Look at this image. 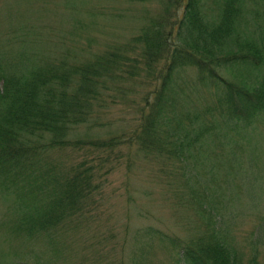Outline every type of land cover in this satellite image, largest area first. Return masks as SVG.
<instances>
[{
	"label": "trees",
	"instance_id": "16d2710c",
	"mask_svg": "<svg viewBox=\"0 0 264 264\" xmlns=\"http://www.w3.org/2000/svg\"><path fill=\"white\" fill-rule=\"evenodd\" d=\"M184 4L176 22L154 20L127 45H114L76 61L71 60L73 50L51 55L36 43L30 49L12 35H2L0 198L13 188L18 200L1 220L0 230L7 234L0 232V264H10L15 257L17 264H58L65 258L59 256L60 240L75 225L78 229L81 222L90 223L85 209L98 187L92 182L93 167H76L62 177L44 170L48 180L31 202L22 184L45 167L44 154L77 147L78 127L102 126L103 111L116 103L113 94L122 98L136 87L146 88L138 125L128 141L132 138L146 155L180 164L186 183L191 180L186 176L189 169L205 158L211 161L225 154L216 149L219 143L209 141L211 136L246 131L264 118V0H187ZM187 68L197 71L193 85L208 89L216 101L177 113L176 104L183 100L179 96L188 93L173 85ZM90 142L97 151L111 152L114 147V137ZM192 188L195 193L194 184ZM195 201L206 218L202 236L182 242L148 226L139 234V255L128 264H264V250L256 247L261 243L258 239L246 255L230 235L219 230L215 214L208 213V201L199 196ZM84 211L88 212L84 220L79 219ZM157 242L170 253L161 263L148 260L160 252L158 245L153 246ZM11 243L16 250H9Z\"/></svg>",
	"mask_w": 264,
	"mask_h": 264
},
{
	"label": "rangeland",
	"instance_id": "374dc122",
	"mask_svg": "<svg viewBox=\"0 0 264 264\" xmlns=\"http://www.w3.org/2000/svg\"><path fill=\"white\" fill-rule=\"evenodd\" d=\"M185 2L187 0H0V39L2 35H12L15 42L23 41V44L19 42L21 45L31 49L36 43L38 49L56 56L73 50L71 60L76 61L114 45H127L154 20L165 18L168 24L176 22L182 17ZM209 4L215 6L212 1ZM194 79H198L194 68L181 70L179 77L177 75L173 87L175 90L183 87L188 93L179 96L183 100L176 104L177 113L215 104L216 97L208 89L194 86ZM146 92V88L139 86L122 98L120 94H113L116 103L109 104L103 111L102 126L78 127L75 138L80 143L77 147L44 154L43 162L47 163L43 171H37L23 182L31 202L39 194L42 183L48 180L44 170L50 169L62 177L69 176L76 167L81 170L93 167L95 180L92 182L98 187L85 209L89 211L90 223L81 222L78 229L75 225L65 238L59 239V256L65 258L58 264H122V261L128 264L129 259L139 255L137 252L142 245L137 243L139 234L148 226L182 242L202 236L206 218L199 202L195 201L198 196L208 201V213L215 214L219 230L230 235L246 255L252 253L257 239L261 243L256 247L263 252L264 118L246 131L211 136L209 141L219 143L216 149L225 154L211 161L205 158L189 169L188 184L181 175L180 164L171 160L172 164L161 156L146 155L137 149L139 146L132 138L128 141L138 125ZM238 134L246 136L248 141ZM113 137L111 152L97 151L90 142ZM37 175L42 178H35ZM204 194H208V198ZM17 195V190L12 188L4 194V199L0 198V224L10 204L18 200ZM87 213L84 211L79 219L84 220ZM159 244H153L158 245L160 252L149 257V261L161 263L170 258V253ZM10 245L9 250H16L14 243ZM13 261L18 262L16 257ZM1 264L7 262L1 261Z\"/></svg>",
	"mask_w": 264,
	"mask_h": 264
}]
</instances>
